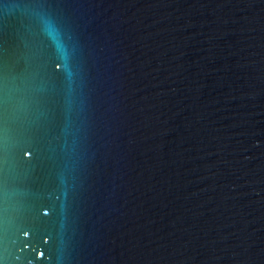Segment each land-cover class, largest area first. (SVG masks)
<instances>
[{
    "label": "water",
    "instance_id": "1",
    "mask_svg": "<svg viewBox=\"0 0 264 264\" xmlns=\"http://www.w3.org/2000/svg\"><path fill=\"white\" fill-rule=\"evenodd\" d=\"M0 264H264V0H0Z\"/></svg>",
    "mask_w": 264,
    "mask_h": 264
},
{
    "label": "snow or ice",
    "instance_id": "2",
    "mask_svg": "<svg viewBox=\"0 0 264 264\" xmlns=\"http://www.w3.org/2000/svg\"><path fill=\"white\" fill-rule=\"evenodd\" d=\"M53 39H54V40H55V39H57V37H56L55 33H53Z\"/></svg>",
    "mask_w": 264,
    "mask_h": 264
}]
</instances>
